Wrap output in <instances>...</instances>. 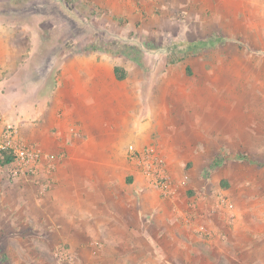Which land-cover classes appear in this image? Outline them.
<instances>
[{"label":"rangeland","instance_id":"374dc122","mask_svg":"<svg viewBox=\"0 0 264 264\" xmlns=\"http://www.w3.org/2000/svg\"><path fill=\"white\" fill-rule=\"evenodd\" d=\"M7 1L0 22L37 35L29 60L39 81L26 93L25 119L43 124L54 83L41 78L46 68L77 50L106 53L127 88L139 83L147 145L174 191H158L170 216L150 217L92 261L98 255L62 240L42 175L0 165V264H264V0ZM208 39L214 45L178 50Z\"/></svg>","mask_w":264,"mask_h":264},{"label":"crops","instance_id":"0c3cea01","mask_svg":"<svg viewBox=\"0 0 264 264\" xmlns=\"http://www.w3.org/2000/svg\"><path fill=\"white\" fill-rule=\"evenodd\" d=\"M36 38L25 26L0 22V106L12 101L0 126H17L18 138L56 156L52 173L39 172L47 187L46 205L59 218L62 240L79 245V250L71 248L81 256L88 250L98 255L92 260L97 261L101 254L115 251L109 244L132 237L150 217L159 220L172 214L171 204L159 198L129 158L150 145L148 112L141 119L139 83L127 88L124 77L116 78L114 57L78 51L63 55L56 69L52 64L41 77L54 82L43 124L26 120L25 113L32 112L26 93L39 81L29 60ZM54 69L55 77L46 78Z\"/></svg>","mask_w":264,"mask_h":264},{"label":"built area","instance_id":"2783aa9c","mask_svg":"<svg viewBox=\"0 0 264 264\" xmlns=\"http://www.w3.org/2000/svg\"><path fill=\"white\" fill-rule=\"evenodd\" d=\"M3 155L11 157L6 166L13 176H34L39 172L50 174L54 170L56 156L45 153L39 147L20 142L14 126H0V156ZM129 158L151 187L165 196L174 191L171 178L154 146L149 145L140 151L131 152ZM93 245L99 247L100 243Z\"/></svg>","mask_w":264,"mask_h":264},{"label":"trees","instance_id":"16d2710c","mask_svg":"<svg viewBox=\"0 0 264 264\" xmlns=\"http://www.w3.org/2000/svg\"><path fill=\"white\" fill-rule=\"evenodd\" d=\"M28 1L29 0H9L4 4H6L7 6H13L16 8H21L24 5V3L28 2ZM214 41H215L214 39L186 41V42L181 43V44H184V48H182V49L178 48V50L181 53L186 54L190 51L197 50V49H199L203 46H206V45H214ZM86 50H95V49H93V48L89 49L88 48ZM174 50H176V49H174ZM77 52H78V50H77ZM73 53H75V52H73ZM67 54H72V53H66L65 55H67ZM183 56H185V55H183ZM178 58H180V56ZM180 59H182V57ZM119 70H120L119 67H117V66L114 67V74H115L116 78L121 79V78H123L124 75H123V73H118ZM186 70L189 72V68H187ZM51 75H52V73H49L46 78H49ZM10 161H11V157L6 156V155L0 156V165H4Z\"/></svg>","mask_w":264,"mask_h":264}]
</instances>
